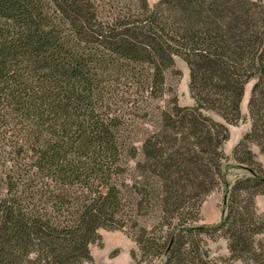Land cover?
<instances>
[{
    "label": "rangeland",
    "instance_id": "374dc122",
    "mask_svg": "<svg viewBox=\"0 0 264 264\" xmlns=\"http://www.w3.org/2000/svg\"><path fill=\"white\" fill-rule=\"evenodd\" d=\"M215 2L199 7L210 10ZM240 2L264 11V0ZM45 12L71 43L97 49L100 86L93 91L59 81L30 44L27 53L22 49L26 24L37 26ZM178 19L167 0H0V34L15 51L4 64L8 71L0 66L4 192L24 163L56 192L116 190L124 200L120 212L92 226L0 220V247L9 245L0 248V264H264V39L244 36L255 24L207 39L203 32L210 26ZM95 36L101 39L95 42ZM125 45L134 50L126 55ZM201 61L206 65L200 67ZM124 66L150 76L149 83L132 72L120 77ZM226 76L231 82H219ZM98 124L113 139L90 143L94 132L87 127ZM51 136L56 139L50 143L73 148L67 159L75 156L83 166L101 159L104 149L107 179L91 188L48 166L40 172L31 143ZM144 193L151 200L141 207ZM173 194L195 208L166 214L162 201ZM227 218L259 229L249 251L230 238L222 226Z\"/></svg>",
    "mask_w": 264,
    "mask_h": 264
},
{
    "label": "trees",
    "instance_id": "16d2710c",
    "mask_svg": "<svg viewBox=\"0 0 264 264\" xmlns=\"http://www.w3.org/2000/svg\"><path fill=\"white\" fill-rule=\"evenodd\" d=\"M167 1L171 5L174 14L179 18L178 21L180 24L196 22L202 27L210 26L209 30H203L205 31L203 32V36L207 37V39L214 33H217L216 39L223 38L231 33L233 29H239L238 31L242 33L244 31L243 29H245V24H255L258 28L250 35L244 32V36L252 40L264 39V11L260 12L259 10H255L250 8L249 5L246 7L240 2L242 0H229L233 2L232 7L229 8L225 7L227 0H215L217 6L210 10L199 7L202 2L210 0ZM234 2L236 5L241 4V9ZM182 4H186L188 7L185 12L179 13L175 10V7ZM10 11L7 10V13L10 14L9 16L13 15ZM51 17L49 13L45 12L44 21L39 20L37 26L34 24H26L29 38L27 37L26 44L22 43V49H25L24 52L27 53L29 50L27 44H30L32 51L44 63L45 68L51 72V76L59 78V81L68 82V86L70 85L74 88L76 86L82 87V85H86L85 87L89 88V91H93L95 87L100 86V82L96 79V65L100 61L101 56L97 53L96 48H84L79 44L74 45L67 40L63 36V30L60 28V24L52 20ZM43 23L44 25H42ZM40 26L44 28L41 34L39 33ZM150 38L154 40L157 37L154 35L150 36ZM93 39L95 42L99 41L101 36H95ZM156 47L159 50L164 49L160 42H158ZM122 50L127 55L134 48L133 46L125 45ZM233 53L236 55V51H233ZM14 55L13 45L10 41L7 42L5 38L1 37L0 34V66L4 67L5 62L13 58ZM243 57L247 58L248 55L243 54ZM206 61L211 65H215V59L210 58ZM259 61L264 64V57L261 56ZM205 65V62L201 61L199 66L203 67ZM125 67L127 68V66L118 68L117 74L120 77H126L128 72H132L138 75L139 81L146 84L149 83L150 76L143 73H136ZM4 69L8 71L7 68L4 67ZM25 72L27 75L31 74V70L28 68H25ZM228 72L230 73L231 70L228 69ZM223 80L231 82L228 76L222 78L219 82ZM75 81L78 82V85L74 84ZM79 99L81 100V98ZM89 128L94 132L87 138L90 143L92 141H108L113 139L103 124H98L93 127L88 126L87 129ZM55 139L51 136L49 139H38L35 143H31L32 146L36 147L38 164L35 166L40 172H44L46 168L50 167L53 171L64 175L70 183L79 180L86 185L90 183L89 186L91 188L96 185V181L102 183L107 179L106 174L110 172V169H107V158L109 155L104 153V149H102L101 153L98 152V156L101 159H98L91 166H83L81 161L75 160V156L67 159L68 155L70 157L75 155L73 148L65 149L61 144L50 143V141H54ZM19 166L20 168L16 169L12 178H9L7 181L9 184L7 192H4L3 186L4 183L6 184V178L4 174L0 176V220H7V223L14 221L32 224L37 223L45 228L54 222L55 225L58 224L69 229L84 226L87 223H90L91 226L96 223L98 224L124 208V200L116 190H108L106 192L96 191L94 194L80 193L78 195V192L76 194L75 192L69 193L65 191V193H61L60 191L56 192L49 183H46L42 175L36 173L39 176L37 175L35 177L33 173L34 166L32 167L24 163H21ZM40 183L41 185H39ZM150 200L151 195L144 193L141 196L139 206L142 207L143 204L150 203ZM195 205L192 201L189 202L188 198H182V196L173 194L162 201L161 207L166 214L173 215L176 212H189L195 208ZM53 212L58 214V218L52 216ZM228 221L229 219L227 218L222 226L226 227L230 238L240 249L249 251L252 244L251 239L258 233L259 229L253 228L251 225H246L241 221ZM8 246H1L0 248L3 250L6 247L7 249ZM5 263L8 264V262Z\"/></svg>",
    "mask_w": 264,
    "mask_h": 264
}]
</instances>
